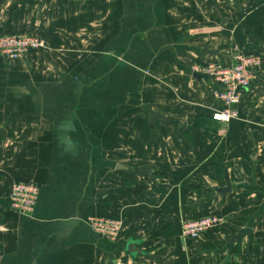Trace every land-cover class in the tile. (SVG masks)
I'll use <instances>...</instances> for the list:
<instances>
[{
  "label": "crops",
  "instance_id": "crops-1",
  "mask_svg": "<svg viewBox=\"0 0 264 264\" xmlns=\"http://www.w3.org/2000/svg\"><path fill=\"white\" fill-rule=\"evenodd\" d=\"M23 33L45 47L0 59V264H264V71L225 126L191 71L227 64L232 47L264 55L262 0H0V35ZM18 182L39 188L30 216L9 206ZM211 214L219 226L180 238L182 218ZM89 217L121 222L120 238L94 234ZM244 227L252 239L228 246Z\"/></svg>",
  "mask_w": 264,
  "mask_h": 264
},
{
  "label": "built area",
  "instance_id": "built-area-1",
  "mask_svg": "<svg viewBox=\"0 0 264 264\" xmlns=\"http://www.w3.org/2000/svg\"><path fill=\"white\" fill-rule=\"evenodd\" d=\"M264 5V0H262ZM45 47L39 36L23 34L0 35V59L13 61L23 59ZM260 55H247L232 47L228 63L209 61L193 64L191 71L202 74L209 82L211 97L217 103L210 114L212 121L227 125L238 116V107L250 90L262 65ZM39 188L33 182H18L8 193L10 208L23 216H30L35 208ZM221 224L218 214L199 218H182L179 222V236L184 241H198L209 230ZM87 225L101 238L115 241L121 232V222L105 218H88Z\"/></svg>",
  "mask_w": 264,
  "mask_h": 264
},
{
  "label": "rangeland",
  "instance_id": "rangeland-1",
  "mask_svg": "<svg viewBox=\"0 0 264 264\" xmlns=\"http://www.w3.org/2000/svg\"><path fill=\"white\" fill-rule=\"evenodd\" d=\"M261 57H262L261 59H262V64H263L264 63V55L263 56L261 55ZM261 69L264 71L263 67H261ZM258 83H259L258 89L260 90V92H259V94H260L259 100L262 102L264 100V79L259 80V82H257L256 84H258ZM255 85H253V88L255 87ZM252 98H253V92L251 93L250 100L249 101L247 100L246 105H245V109H246V107H248V109L244 112V114L247 113L248 116H246V117L248 119L243 122L244 126L249 128V129H252L253 126H257L256 124H252L251 123V117L252 116H250V115H252V111L255 112V111L258 110V108L255 109V110H253L254 108L251 109V106L253 105V103L251 104V99ZM255 116H257V115H255ZM199 123H201V126H202L205 123V121L204 120H200ZM201 126H199V127H201ZM134 127H135L134 125H131V127L128 128V129H133ZM144 127L146 128V126H144ZM226 127H228V126H226ZM220 136H221V139L219 140L218 145L219 146L222 145V147L220 149L221 150V157H222L223 161L228 162V164H229V163H231V161L234 158V156L232 155V151L228 150V148L225 145H227V144L235 145V142L233 140H231V139H228V141L226 142V140H225V137H226L225 136V131H221ZM133 137L134 136L131 133L129 135V140L131 141V139H133ZM256 147H257V145L255 146V149H258ZM258 147H259V150L257 151V153L262 155V152L264 150V148H263L264 144L260 143V144H258ZM253 150H254V147L252 148V151ZM219 154H220V152H219ZM126 163H127V166L129 167L127 169L126 175L137 177V155L136 156H133V155L131 156L130 155L129 157H127ZM129 171H136V173L135 174H130ZM229 171H231V168H229ZM89 218H93V217H89ZM97 218H101V217H97ZM121 227H122V224H121ZM121 232H122V228H121ZM121 232H120L119 236L117 237V239L115 241H117L120 238Z\"/></svg>",
  "mask_w": 264,
  "mask_h": 264
},
{
  "label": "water",
  "instance_id": "water-1",
  "mask_svg": "<svg viewBox=\"0 0 264 264\" xmlns=\"http://www.w3.org/2000/svg\"><path fill=\"white\" fill-rule=\"evenodd\" d=\"M205 53H213V51L211 49L208 48H204L202 50V54ZM193 76L196 78H204V76L202 74L199 73H193ZM158 117L162 118L161 115L158 112H153L149 118V122L151 123L153 120H156ZM116 169H126L123 165H120L119 167H116ZM225 187L223 190V192H229L231 189V183L229 181L228 178H225ZM251 229L249 227H244L239 229L235 234H233L230 238H229V242H228V246H230L233 242H239L242 240L243 237H247V239L250 241L252 239L251 236ZM127 251L129 253H133V252H139V250L136 247V243H134L133 241H130L127 245Z\"/></svg>",
  "mask_w": 264,
  "mask_h": 264
},
{
  "label": "trees",
  "instance_id": "trees-1",
  "mask_svg": "<svg viewBox=\"0 0 264 264\" xmlns=\"http://www.w3.org/2000/svg\"><path fill=\"white\" fill-rule=\"evenodd\" d=\"M37 201H38V199H37ZM36 207V206H35Z\"/></svg>",
  "mask_w": 264,
  "mask_h": 264
}]
</instances>
